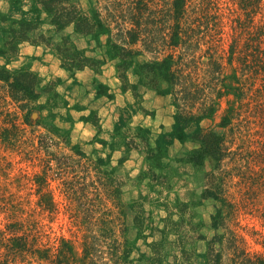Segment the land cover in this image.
I'll use <instances>...</instances> for the list:
<instances>
[{"label":"rangeland","instance_id":"374dc122","mask_svg":"<svg viewBox=\"0 0 264 264\" xmlns=\"http://www.w3.org/2000/svg\"><path fill=\"white\" fill-rule=\"evenodd\" d=\"M72 3L84 13L93 6L91 0ZM25 22H39V30L27 33L21 26ZM24 35L29 40H19ZM109 39L108 33L82 35L73 25L58 32L39 0H0V51L5 52L0 65L12 72L29 69L36 73L42 91L39 100L30 103L35 110L33 118L40 125L31 127L25 123L27 111L23 112L0 88V112H4L0 115V231H6L10 223L18 224L19 230L38 237L40 245L51 247L52 258L61 242L68 240L75 256L81 258L87 228L81 224V217L72 214L76 206L69 205L68 185L63 183L84 178L88 180L85 196L92 200L96 216L112 222V240L123 243L126 239L134 244L132 259L152 256L150 245L163 236L158 230L163 231L167 222L173 221L185 235V248L193 254L195 264H205L207 244L196 236L213 235V209L207 204H189L199 203L207 190L209 168L201 170L193 163L180 162L184 154L196 148L182 136L209 127L235 138L237 146L248 150L260 146L259 136L253 128L243 127L239 133L219 127L226 99L221 100L211 118L179 132L174 96L167 86L141 84L134 74V64L128 73V88L123 89L116 71L118 60L109 55ZM73 55L89 61L83 68L70 69L65 63L71 64ZM98 61L101 66L95 71L90 65L96 66ZM227 72L231 74L232 68ZM11 121L19 125L17 131ZM5 128L9 129L8 141L2 139ZM77 151L86 157L77 155ZM45 173L49 186L44 192L52 190L55 212L38 204L37 187L31 182V178ZM236 182L238 179L230 184ZM238 189L231 187L229 192L237 196ZM260 204H264V197ZM136 216L141 219L142 235ZM238 221L239 225L232 228L246 239V247L264 250L259 244L264 241L262 221L244 214ZM94 230L98 231L96 227ZM168 233L169 241L177 240L171 230ZM100 249L104 251L105 246ZM32 264H38V260Z\"/></svg>","mask_w":264,"mask_h":264},{"label":"trees","instance_id":"16d2710c","mask_svg":"<svg viewBox=\"0 0 264 264\" xmlns=\"http://www.w3.org/2000/svg\"><path fill=\"white\" fill-rule=\"evenodd\" d=\"M39 2L60 33L73 25L76 32L85 36L110 35L109 55L118 60L116 71L124 90L134 64V74L141 84L167 86L174 96L179 132L211 118L222 99L227 100V106L219 124L221 129H237L239 133L243 127L255 130L260 146L248 150L237 146L235 138L229 139L225 133L200 127L193 135L182 136L184 142H191L196 148L184 154L180 162L193 163L201 170L209 168L207 190L199 203L189 204H207L213 209V235L196 236L207 244L205 264H264V250H249L246 239L232 228L239 225L240 214L256 217L264 225V204H260L264 197V0H91L89 13L72 0ZM21 26L27 33L39 30V22ZM28 35L19 40H29ZM63 41L67 42L64 37ZM3 55L5 52L0 51ZM73 57L71 64L65 63L70 69L83 68L89 61ZM143 57L148 59L139 62ZM96 64L90 67L99 71L101 62ZM229 67L231 74L227 72ZM40 84L39 76L29 69L12 72L0 65V88L23 112L27 111L25 123L31 127L40 125L33 118L35 110L30 108V103L42 95ZM11 123L17 131L19 125ZM8 132L5 128L4 141H8ZM77 155L86 157L81 151ZM235 179L238 182L231 185ZM31 182L37 187L38 204L55 212L57 203L52 190L44 192L49 186L48 175H36ZM63 184L68 185L69 205L76 206L71 209L72 214L77 219L81 217V224L87 228L83 256L77 258L70 241L63 240L52 258L51 247L40 245L38 237H31L27 231L19 230L18 224L10 223L6 231H0V264H32L36 260L38 264H193V254L185 248V235L173 221L167 222L163 231L158 230L163 236L150 245L152 256L132 259L134 244L126 239L123 243L112 240V222L96 216L92 200L84 192L88 180L76 178ZM231 187L239 188L237 196L230 194ZM135 221L142 235L141 219L136 216ZM168 230L177 236L176 241L168 240ZM259 244L264 249V241ZM103 246L104 251L100 249Z\"/></svg>","mask_w":264,"mask_h":264},{"label":"crops","instance_id":"0c3cea01","mask_svg":"<svg viewBox=\"0 0 264 264\" xmlns=\"http://www.w3.org/2000/svg\"><path fill=\"white\" fill-rule=\"evenodd\" d=\"M79 75V74H78ZM83 75V74H82Z\"/></svg>","mask_w":264,"mask_h":264}]
</instances>
